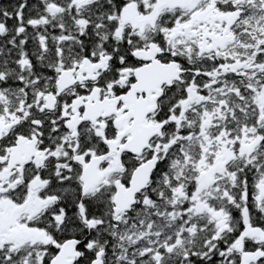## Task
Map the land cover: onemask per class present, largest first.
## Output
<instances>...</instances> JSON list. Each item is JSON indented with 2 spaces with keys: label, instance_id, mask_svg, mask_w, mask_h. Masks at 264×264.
I'll return each mask as SVG.
<instances>
[{
  "label": "snow or ice",
  "instance_id": "obj_1",
  "mask_svg": "<svg viewBox=\"0 0 264 264\" xmlns=\"http://www.w3.org/2000/svg\"><path fill=\"white\" fill-rule=\"evenodd\" d=\"M0 264H264V0H0Z\"/></svg>",
  "mask_w": 264,
  "mask_h": 264
}]
</instances>
